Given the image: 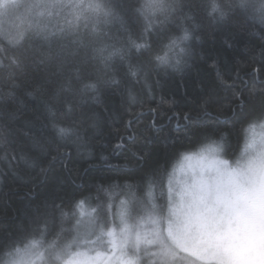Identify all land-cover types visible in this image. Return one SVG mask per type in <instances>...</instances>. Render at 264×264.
I'll list each match as a JSON object with an SVG mask.
<instances>
[{
	"label": "snow or ice",
	"instance_id": "6c2138e0",
	"mask_svg": "<svg viewBox=\"0 0 264 264\" xmlns=\"http://www.w3.org/2000/svg\"><path fill=\"white\" fill-rule=\"evenodd\" d=\"M205 22L264 41V0H0V83L11 89L0 91V145L11 144L25 167L46 175L69 141L88 146L105 91L131 101L152 72L182 71ZM260 47L251 78L237 74L229 83L217 71L183 113L187 143L180 140L163 165H148L124 185L38 204L0 228V264H264ZM29 72L35 86L26 94L50 99L42 120L16 126L15 81ZM218 84L240 108L231 125L221 120ZM193 127L201 129L197 151L189 148Z\"/></svg>",
	"mask_w": 264,
	"mask_h": 264
},
{
	"label": "trees",
	"instance_id": "16d2710c",
	"mask_svg": "<svg viewBox=\"0 0 264 264\" xmlns=\"http://www.w3.org/2000/svg\"><path fill=\"white\" fill-rule=\"evenodd\" d=\"M262 43L258 35L205 22L190 42L192 55L182 71L152 72L146 83L142 81L136 86L135 99L131 101L126 94L105 91L95 109L96 127L89 131L88 146L78 148L69 141V147L64 150L66 154L52 164L46 175L38 167H25L11 144L0 145V173L4 174L0 175V228L19 224L46 200L55 199L59 203L98 184L124 185L148 165L154 162L163 165L179 147L180 140L187 143L183 113L189 111L209 84L216 82L217 71L229 83L237 74L244 79L251 78L253 62L260 58ZM261 76L264 78V73ZM15 83L20 86L18 100L12 104L19 114L16 126L28 119L42 120L46 114L44 101L50 96L26 94L35 86L30 72ZM236 83L239 85L238 80ZM10 90L0 83V91ZM217 92L219 104L223 105L221 120L229 117L231 125L239 118L240 108L230 103L231 92L224 85L218 84ZM129 120L133 122L131 127H127ZM220 127L225 128L223 124ZM200 131L197 127L191 129L189 148L192 151L200 147ZM14 154L17 160L10 163ZM139 156L144 159H138ZM176 264L183 261L179 259Z\"/></svg>",
	"mask_w": 264,
	"mask_h": 264
},
{
	"label": "rangeland",
	"instance_id": "374dc122",
	"mask_svg": "<svg viewBox=\"0 0 264 264\" xmlns=\"http://www.w3.org/2000/svg\"><path fill=\"white\" fill-rule=\"evenodd\" d=\"M176 163H179V160H178ZM191 163L194 164L195 161H191ZM248 223H249V226L251 227V225L253 224V220H252V218H249ZM176 263H179V258H176V259L174 260V264H176Z\"/></svg>",
	"mask_w": 264,
	"mask_h": 264
}]
</instances>
